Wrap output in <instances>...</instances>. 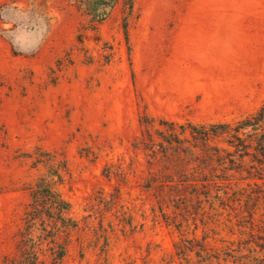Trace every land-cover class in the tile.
Returning <instances> with one entry per match:
<instances>
[{
	"label": "rangeland",
	"instance_id": "rangeland-1",
	"mask_svg": "<svg viewBox=\"0 0 264 264\" xmlns=\"http://www.w3.org/2000/svg\"><path fill=\"white\" fill-rule=\"evenodd\" d=\"M107 1L0 0V261L20 257L29 188L53 171L76 223L56 264L264 260L252 148L220 164L165 143L261 107L264 0Z\"/></svg>",
	"mask_w": 264,
	"mask_h": 264
},
{
	"label": "trees",
	"instance_id": "trees-1",
	"mask_svg": "<svg viewBox=\"0 0 264 264\" xmlns=\"http://www.w3.org/2000/svg\"><path fill=\"white\" fill-rule=\"evenodd\" d=\"M133 0H125L126 9L132 11ZM113 0L101 2L106 9ZM104 16V13L100 17ZM173 126V123H168ZM190 128L191 140L180 141L175 133L169 134L165 143L168 149L185 152L186 155L197 159L192 149L198 145L206 151L210 161L224 164L222 155L228 157V163L234 164L232 157L238 154L240 157L249 155L252 148L254 160L259 165L264 164V101L261 107L253 114L234 123H222L202 125ZM184 132V131H183ZM223 138L224 143L232 152L226 148L211 146L213 139ZM194 141V144H190ZM189 143V147H180V144ZM173 144H176L174 146ZM186 176V175H185ZM56 178V181L54 180ZM188 178V177H187ZM62 181L58 171H53L50 176L40 177L37 182L29 188L30 203L23 213V227L19 234L21 236L20 257L14 260L4 259L0 264H40V257L44 252L51 256L52 264L61 262L66 255L65 244L57 243L61 233L76 226L71 218V205L63 199L56 186ZM205 187V186H204ZM255 264H264V260L255 261Z\"/></svg>",
	"mask_w": 264,
	"mask_h": 264
}]
</instances>
